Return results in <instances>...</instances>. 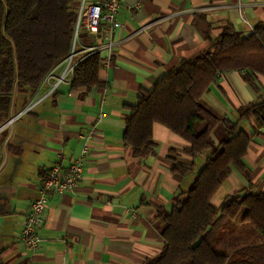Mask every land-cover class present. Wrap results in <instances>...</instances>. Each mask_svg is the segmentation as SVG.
<instances>
[{
  "label": "crops",
  "instance_id": "obj_1",
  "mask_svg": "<svg viewBox=\"0 0 264 264\" xmlns=\"http://www.w3.org/2000/svg\"><path fill=\"white\" fill-rule=\"evenodd\" d=\"M99 1L74 0L73 5ZM117 21L111 50L99 53L105 59L98 75L104 88L72 89L70 75L54 87L65 68L61 63L40 86L34 99L39 102L0 134V264H145L156 258L163 248L157 213L168 212L192 182L173 174L171 166H190L196 159L184 154V140L159 124L152 126L154 148L136 156L123 143L127 108L136 104L140 90H151L226 30L245 36L264 23V0H123ZM102 33L98 42L103 46ZM94 43L82 30L73 62ZM246 77L245 71L221 73L201 97L216 114L238 120L248 135L258 131L243 167H231L214 194L216 206L235 192L264 193V127L239 119L242 107L264 98V76L255 75L254 82ZM92 127L81 180L72 193L47 195L40 247L27 250L20 232L42 181L59 158L66 167L79 156ZM212 137L218 143L221 130ZM206 156H199L198 168ZM232 223L235 231L246 227L240 218ZM252 235L255 241L226 234L218 249L224 253L263 243Z\"/></svg>",
  "mask_w": 264,
  "mask_h": 264
},
{
  "label": "trees",
  "instance_id": "obj_2",
  "mask_svg": "<svg viewBox=\"0 0 264 264\" xmlns=\"http://www.w3.org/2000/svg\"><path fill=\"white\" fill-rule=\"evenodd\" d=\"M73 3L0 0V128L34 101L45 78L70 55L77 12ZM104 63L99 53L82 59L71 88H104L98 77ZM229 71H245L250 82L257 74L264 76V23L245 36L226 30L206 51L181 61L151 90H140L136 104L127 108L123 143L136 156L154 148V124L184 140L188 144L184 154L192 160L207 153L176 204L168 212L158 211L163 248L145 264H264V193L248 189L228 196L219 206L212 202L231 167H243L247 147L258 132L248 135L238 120L220 116L201 102L217 76ZM239 112V119H252L256 128L264 127V98ZM9 127L0 134H7ZM218 128L222 137L215 143L212 136ZM193 169L194 164L171 166L179 178ZM238 218L263 243L249 242L223 253L218 247L226 234L233 233L232 222Z\"/></svg>",
  "mask_w": 264,
  "mask_h": 264
},
{
  "label": "built area",
  "instance_id": "obj_3",
  "mask_svg": "<svg viewBox=\"0 0 264 264\" xmlns=\"http://www.w3.org/2000/svg\"><path fill=\"white\" fill-rule=\"evenodd\" d=\"M122 1L123 0H101L87 6H84V2H82L77 8L71 53L62 62L65 68L62 74L55 78L54 87L63 82L66 75L72 77L75 67L86 56L100 53L103 48L108 49V51L111 50L113 43L110 40V34L119 26L117 16ZM82 30H85L86 34L95 40V43L88 48L86 55L77 62H73V56L76 49L75 44L78 41ZM101 32H103V38L106 41L103 46L98 42ZM38 102L39 101H34L30 103L26 108L16 114L13 117V120H11V118V122L8 125H11L17 117L30 111ZM94 133L95 128L92 127L88 134L84 136L85 144L82 147L79 156L73 159L66 167H62L60 161L61 158H59L57 163H55L47 172L46 178L41 183L39 196L31 202L29 212L21 228L20 240L27 250L35 252L40 247L41 239L38 235V230L42 224L43 215L46 209L47 195L50 193H72L81 180L83 176V165L89 153L87 143L92 139Z\"/></svg>",
  "mask_w": 264,
  "mask_h": 264
},
{
  "label": "rangeland",
  "instance_id": "obj_4",
  "mask_svg": "<svg viewBox=\"0 0 264 264\" xmlns=\"http://www.w3.org/2000/svg\"><path fill=\"white\" fill-rule=\"evenodd\" d=\"M219 130H220V128H218ZM200 157H197L196 158V161L199 159ZM195 161V164H194V169H193V172H191L190 174H188L187 176H186V178H192V180H193V178H194V171H197L199 168V164L197 163ZM218 195H220L221 196V191H220V193H217ZM245 226L246 227H244L243 229L241 228V229H238L237 231H235V229H233V233L234 234H238L240 237H241V239L243 238V234H244V236L246 237V238H244L243 240L244 241H249V240H253V241H255V238L253 237V235L252 234H254V229L253 228H251L250 227V225H248L247 223L245 224ZM252 233V234H251ZM256 233V232H255ZM242 234V235H241ZM257 234V233H256ZM243 240H241V241H243Z\"/></svg>",
  "mask_w": 264,
  "mask_h": 264
},
{
  "label": "water",
  "instance_id": "obj_5",
  "mask_svg": "<svg viewBox=\"0 0 264 264\" xmlns=\"http://www.w3.org/2000/svg\"><path fill=\"white\" fill-rule=\"evenodd\" d=\"M11 120H13V118H12ZM11 120L8 121L3 127H1L0 130H1L2 128H4L5 126H7V125L11 122Z\"/></svg>",
  "mask_w": 264,
  "mask_h": 264
}]
</instances>
